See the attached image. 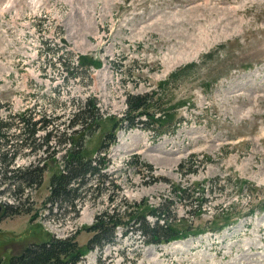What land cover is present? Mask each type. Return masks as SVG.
Returning a JSON list of instances; mask_svg holds the SVG:
<instances>
[{"label": "rangeland", "instance_id": "1", "mask_svg": "<svg viewBox=\"0 0 264 264\" xmlns=\"http://www.w3.org/2000/svg\"><path fill=\"white\" fill-rule=\"evenodd\" d=\"M7 1L0 0V119L11 126L0 129L12 139L0 165L61 158L70 142L62 134L87 97L103 117L86 132L89 152L103 139L109 143L113 116H106H122L128 92L167 80L156 97L180 106L161 133L117 128L105 182L87 187L92 195L77 218L72 207L44 208L57 169L52 162L33 187L0 171V204L7 207L0 214V259L47 234L78 231L85 245L92 236L86 227L113 204L126 206L123 197L168 211L175 224L185 218L198 234L146 244L133 232L138 224L128 226L127 236L118 227L114 243L80 264L100 256L108 264H264V0H11L10 7ZM19 113L53 119L46 153L43 118L29 140L34 153L16 139L23 132ZM223 209L235 213L233 224L204 229Z\"/></svg>", "mask_w": 264, "mask_h": 264}, {"label": "trees", "instance_id": "2", "mask_svg": "<svg viewBox=\"0 0 264 264\" xmlns=\"http://www.w3.org/2000/svg\"><path fill=\"white\" fill-rule=\"evenodd\" d=\"M95 64L99 65L100 62ZM82 65L84 64L82 63ZM176 75L177 72H173L169 77L174 78ZM167 83V80L162 81L158 87L145 93L135 94L128 92L126 94L127 110L121 117L113 116L110 118L112 126L106 135L109 138V143L116 141L115 131L118 127H123L124 125L129 128H134L137 125H142L148 129L158 128L160 130L158 132L161 133L166 124L174 122L176 108L180 104L172 106L168 102L163 103L161 97H156L163 85ZM98 117L100 116L95 100L88 98L73 113V117L68 124L70 128L79 127L72 131L74 136L72 134L69 136L67 132L62 134L71 141V146L65 149L61 160H58L55 156L52 159V163L57 166V169L51 175L49 194L44 201V208H47L50 212L54 208L61 209L63 207L67 209L72 207L74 210L73 217L77 218L80 207L91 198L90 188L95 185V189H100V185L105 182L103 171L110 165V159L107 158L109 143H104L105 141L103 140L93 152L85 150L86 132L88 129L89 132H92L94 125H98L97 121L100 119ZM25 120L28 124L24 128L28 141L34 138L36 128L33 125H36V123L31 122V119ZM45 121V127L52 123L50 119H45ZM81 131H84L83 135ZM52 134V130L47 131L45 134L43 142L45 145H48L53 138L54 134ZM6 139H10V136L0 129V155L7 142ZM47 151L48 147L44 149V152ZM6 152L8 151L6 150ZM40 163H31L27 167H19L17 169L8 168V164H1L0 171L4 175L10 171L12 176L9 179H12V182H16L18 179L16 183L28 184V186L33 187L42 182L44 172L48 168L46 162L43 165H39ZM149 167L152 168V165H149ZM244 182L243 180L240 181V187ZM199 184L201 183L199 182ZM88 186L90 188L87 190ZM116 186L118 187V185ZM99 196L97 195L93 200ZM118 199L126 202L127 205L119 207L118 204H113L112 208L108 207L99 212L93 224L86 227V230L92 233V237L85 246L80 245L77 241L76 233L78 232L66 238L48 235L45 241L27 243L21 252L11 254L9 260L1 258L0 264H80L86 252L95 248L102 249L105 245L114 243L119 226H125L123 235L127 236L130 224H138L133 229V232L137 233L142 238V242L146 244L165 243L198 234L190 224L184 225V222L187 221L185 218L175 224L170 221L168 211H161L160 208L148 204L142 205L137 202L125 201L123 197ZM109 200L113 202L115 198L110 196ZM227 210H233V208ZM227 210L223 209L215 213L210 225L204 229L221 231L224 227L233 224L230 221L234 219L235 213L229 212L225 214ZM148 215H153L157 218L154 224L151 225L145 220ZM95 264L107 263L100 257Z\"/></svg>", "mask_w": 264, "mask_h": 264}, {"label": "bare ground", "instance_id": "3", "mask_svg": "<svg viewBox=\"0 0 264 264\" xmlns=\"http://www.w3.org/2000/svg\"><path fill=\"white\" fill-rule=\"evenodd\" d=\"M11 3H12V1L11 0H8L7 1V4H5V5H8L10 7L11 6ZM8 6H5L4 9L8 8ZM4 9H3V11H4Z\"/></svg>", "mask_w": 264, "mask_h": 264}, {"label": "water", "instance_id": "4", "mask_svg": "<svg viewBox=\"0 0 264 264\" xmlns=\"http://www.w3.org/2000/svg\"><path fill=\"white\" fill-rule=\"evenodd\" d=\"M2 211V205H0V212Z\"/></svg>", "mask_w": 264, "mask_h": 264}]
</instances>
